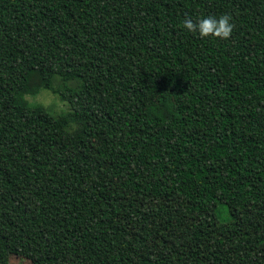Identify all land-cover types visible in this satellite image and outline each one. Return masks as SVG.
Listing matches in <instances>:
<instances>
[{
	"label": "trees",
	"instance_id": "trees-1",
	"mask_svg": "<svg viewBox=\"0 0 264 264\" xmlns=\"http://www.w3.org/2000/svg\"><path fill=\"white\" fill-rule=\"evenodd\" d=\"M230 16L228 39L186 19ZM56 95L57 114L26 99ZM264 264V0H0V264Z\"/></svg>",
	"mask_w": 264,
	"mask_h": 264
},
{
	"label": "clouds",
	"instance_id": "clouds-1",
	"mask_svg": "<svg viewBox=\"0 0 264 264\" xmlns=\"http://www.w3.org/2000/svg\"><path fill=\"white\" fill-rule=\"evenodd\" d=\"M230 19L228 15H223L219 18L205 16L197 18V22L194 23L193 20L189 18L184 20L183 27L188 32L198 33L202 38L213 36L221 39H228L233 30Z\"/></svg>",
	"mask_w": 264,
	"mask_h": 264
},
{
	"label": "rangeland",
	"instance_id": "rangeland-1",
	"mask_svg": "<svg viewBox=\"0 0 264 264\" xmlns=\"http://www.w3.org/2000/svg\"><path fill=\"white\" fill-rule=\"evenodd\" d=\"M26 99L33 104H41L54 113L61 114L68 111V107L61 100L47 90L39 91L33 83L29 84L26 91ZM10 264H31L23 257L12 256Z\"/></svg>",
	"mask_w": 264,
	"mask_h": 264
}]
</instances>
